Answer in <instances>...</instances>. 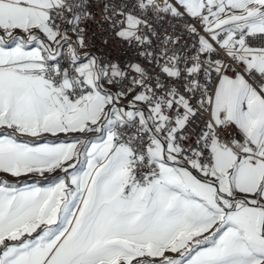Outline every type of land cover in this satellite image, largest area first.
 <instances>
[{
	"label": "snow or ice",
	"instance_id": "1",
	"mask_svg": "<svg viewBox=\"0 0 264 264\" xmlns=\"http://www.w3.org/2000/svg\"><path fill=\"white\" fill-rule=\"evenodd\" d=\"M0 264H264V0H0Z\"/></svg>",
	"mask_w": 264,
	"mask_h": 264
}]
</instances>
